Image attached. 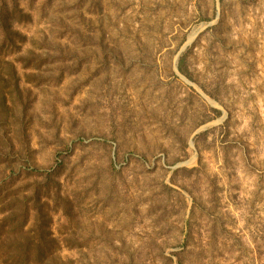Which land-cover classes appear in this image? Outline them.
<instances>
[{
  "label": "rangeland",
  "instance_id": "obj_1",
  "mask_svg": "<svg viewBox=\"0 0 264 264\" xmlns=\"http://www.w3.org/2000/svg\"><path fill=\"white\" fill-rule=\"evenodd\" d=\"M0 264H264V0H0Z\"/></svg>",
  "mask_w": 264,
  "mask_h": 264
},
{
  "label": "trees",
  "instance_id": "obj_2",
  "mask_svg": "<svg viewBox=\"0 0 264 264\" xmlns=\"http://www.w3.org/2000/svg\"><path fill=\"white\" fill-rule=\"evenodd\" d=\"M181 63H182V60L180 61L179 68H180V70L183 71V69H182V67H181Z\"/></svg>",
  "mask_w": 264,
  "mask_h": 264
}]
</instances>
